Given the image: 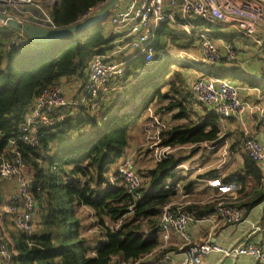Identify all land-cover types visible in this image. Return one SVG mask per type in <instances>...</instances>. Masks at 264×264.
I'll use <instances>...</instances> for the list:
<instances>
[{"label": "trees", "instance_id": "trees-1", "mask_svg": "<svg viewBox=\"0 0 264 264\" xmlns=\"http://www.w3.org/2000/svg\"><path fill=\"white\" fill-rule=\"evenodd\" d=\"M105 3L106 0H59L52 17L58 28L69 27L85 21L84 15L91 11L95 14ZM111 17L112 13L92 27L44 45L32 43L28 38L24 43L19 32L7 26L0 29V152L11 139L20 136L26 115L46 89L74 81L79 84L74 96L78 103L59 110L65 117L63 121L40 130L38 146L18 144L39 187L36 216L40 218L41 228L29 236L12 223L18 232L12 245L16 253L13 264H119V261L131 264L151 254L162 257L173 251V247L160 249L161 214L178 196L175 171L187 157L171 155L156 161L144 175L145 180L140 175L146 187L141 186L137 196L124 185L109 189L103 185L117 175L118 167L113 169V166L127 154L131 128L152 104L169 100L164 108L167 112L176 110L174 119H189L186 96H172L185 90L188 79L179 73L173 81L147 76L140 80V72L147 64L142 56H137L127 59L123 74L111 80L106 91L100 90L96 99L90 94L84 95L91 62L114 48L116 35L107 36L105 28ZM179 33L187 46L196 41L182 29L163 23L155 40L156 55L169 46L170 39L180 41ZM212 37L233 42L235 34L218 31ZM225 63L210 65L212 69L218 68L219 77L247 81L245 71L234 65L224 66ZM164 85L169 88L166 93ZM94 100L96 107H93ZM220 120L215 112L206 110L194 126L165 128L163 144L194 148L204 143L217 146L224 138ZM240 140L232 146L233 152L238 147L243 149ZM242 156L243 174L233 180L224 178L223 182L238 186L242 201L236 206L246 216L264 201L263 174L248 154L244 152ZM249 184L252 193L248 192ZM193 187V182L187 183L182 191L190 194ZM145 188L148 190L143 192ZM83 208L93 212L101 231L100 240L94 246L83 235L79 217ZM216 211L217 201L183 207V212L196 219L207 218ZM3 213L13 222L7 210ZM119 222H122L120 229L112 231L110 226Z\"/></svg>", "mask_w": 264, "mask_h": 264}, {"label": "built area", "instance_id": "built-area-1", "mask_svg": "<svg viewBox=\"0 0 264 264\" xmlns=\"http://www.w3.org/2000/svg\"><path fill=\"white\" fill-rule=\"evenodd\" d=\"M0 12L21 22H31L51 29L58 28L51 13L36 0H0ZM91 13L92 11L83 18H87ZM110 13L111 24L117 32L113 42L114 48L110 53L97 56L91 62L90 80L83 90L84 95L90 94L93 99L97 98L100 90H107L106 86L111 80L123 74L127 59L142 56L147 65L155 62V40L157 31L163 23H169L196 38V47L201 53L202 63L223 65V62H226L224 66L239 64V45L227 40L216 44L217 39L212 37L210 30L214 26L229 29L235 35L249 40L264 57V0H119ZM199 20L209 28L199 30L197 24ZM6 26V23L0 20V29ZM19 35L26 43L27 37L22 32H19ZM128 51H133L129 58L126 57ZM182 56L186 57L189 63L192 62L189 60L190 57L195 58L188 51L182 52ZM191 89L198 101L215 112L221 120L242 121L247 115L259 116L264 132V108L244 100L241 97L239 83L232 78L219 77L213 72L205 73L191 83ZM74 96L68 98L63 85L46 89L26 115L20 136L11 139L7 148L0 152V178L9 183L12 181L14 188L6 210L12 215L15 227L29 236L34 234L32 229L38 210L36 191L39 187L35 184L34 171L24 159L18 144L38 146L41 139L40 130L63 121L65 117L59 110L77 104L78 99ZM96 106L97 102L94 100L93 107ZM165 128L164 122L153 115L145 120L143 126L145 139L152 143L150 148H155L156 161L170 157L171 153L179 148L163 144L162 134ZM242 147L261 169L263 174L261 187L264 189V143L247 135ZM142 183L141 176L135 170L134 159L127 153L118 165L117 175L111 176L103 186L109 189L114 185H124L133 196H137L136 191ZM209 185L218 191L217 211L213 215L221 218L227 225L242 222L245 212L236 206L242 201L241 196L236 195L238 186L233 183H222L219 179L209 181ZM182 194L183 197H190V194ZM192 203L190 201L180 205L170 203L163 208L161 250L171 247L175 238L179 244L177 249L187 253L191 262L193 261L192 264H195V258L212 253H220L226 257H251L258 264H264V245L250 240L228 248L209 242L194 244L188 229V223L194 217L183 212V207ZM121 225L122 222H119L110 226V229L117 231ZM15 254L12 245L0 236V264H13ZM167 254L162 257L151 254L131 264H170Z\"/></svg>", "mask_w": 264, "mask_h": 264}, {"label": "crops", "instance_id": "crops-1", "mask_svg": "<svg viewBox=\"0 0 264 264\" xmlns=\"http://www.w3.org/2000/svg\"><path fill=\"white\" fill-rule=\"evenodd\" d=\"M39 3H42L47 10H53L55 5L58 3L57 1L54 0H36ZM240 36H235L233 39V42L237 43L239 45V50L241 51L239 53V64L237 65L240 67L244 73L253 76L255 79L258 81H264V57L260 55V53L254 48V46L249 43L246 40H241L242 37ZM235 66V65H234ZM201 69V68H200ZM204 73H212V72H205L202 70V74ZM197 77L199 74L196 75ZM187 85L185 86V90L179 92L178 94H174L172 96L176 97H181V96H186L188 99V109H189V122H183L180 123V121H186V120H178L174 119V114L176 113V110L172 112H167L164 106L166 104H161L160 107L163 109L160 110L159 113V118L162 120H168L169 127L171 126H183V125H188L191 122L194 123L196 120V117H203L205 115L206 110L211 111L209 108L205 107L203 104H201L198 99L194 96L192 93L191 89V80L187 78ZM190 80V81H189ZM237 83H239L241 87V97L244 100H249L253 102L255 105L264 108V88H262L259 85L262 84H255L254 82L251 84H245L241 81H238V79H235ZM64 86V83H62ZM264 85V84H263ZM66 91V90H65ZM69 93V92H67ZM162 103V102H160ZM153 107V106H152ZM159 107V105H158ZM159 107V108H160ZM154 109V108H153ZM155 111V109H154ZM172 114V118L174 120L169 119L170 115ZM192 115H194L195 118H192ZM145 116H143L137 123H135L133 126V129L130 132V143L129 147L127 150V153L130 154L132 152V148L134 147V144H137V141L135 142V132L137 129H140L142 127L143 121H144ZM222 127L225 126V129L228 128V135L231 136H223V141L217 145V146H212L211 150H217V149H222L223 143H229L231 141V145L229 148L230 152V158L232 159V163H235V167L230 166L227 167L223 171H219V169H212L211 172H205L203 174H200L198 177V185H195L192 188V190L189 192L190 197L192 199V204L198 203V204H205L206 202L210 201V198L217 193V189L214 187H211L209 185V181L214 180V179H219L222 183L224 178L229 177V179L233 180L239 176V174H243V154L244 151L243 149L239 150L240 148H237V151L233 152L232 146L240 140V144L242 145L241 142H243L245 136L253 137L264 143V132L262 130V121L259 116H252V115H247L245 120L243 119L242 121L237 120V119H227V120H220ZM238 129V133L235 132V130ZM208 145V144H207ZM240 155V158L242 159V164L240 168V161L237 159ZM200 170H203V166H200ZM239 172V173H238ZM238 173V174H237ZM224 174V176H222ZM219 178H216L218 177ZM250 182V180H249ZM201 185V186H200ZM182 186L181 184H178L177 186V191L179 194L184 193L182 191ZM199 186V187H198ZM251 184L247 186V188L250 187ZM13 186L11 183L3 180L0 178V215H3L1 212L3 210H6V206L9 202L10 195L13 191ZM252 193V192H251ZM250 193V194H251ZM194 200V201H193ZM7 222L8 218L6 219ZM9 220L12 219L10 218ZM5 224L7 225V222L4 221ZM13 223V222H12ZM0 225H2V220L0 219ZM255 227L259 229H255ZM188 229L192 235L194 244L200 245L204 243H211V244H217L221 247L228 248V247H233L240 245L248 240L258 243L261 245H264V201L254 207L240 222L239 224L236 225H227L225 222L219 218L215 217L213 214L208 216L207 218L204 219V221H198L196 218L191 220L188 223ZM4 236V237H3ZM1 237L5 241H8L10 244H14V237L9 236L8 231L6 228H4V232L1 235ZM173 251L167 252L170 260V264H192L193 261L191 262L189 256L187 253H185L182 250L177 249L178 247V240L173 239ZM195 264H258L256 260H254L251 257H245V256H240V257H226L223 254L220 253H212L207 256H201L197 257L194 260ZM122 263L119 261V264Z\"/></svg>", "mask_w": 264, "mask_h": 264}, {"label": "rangeland", "instance_id": "rangeland-1", "mask_svg": "<svg viewBox=\"0 0 264 264\" xmlns=\"http://www.w3.org/2000/svg\"><path fill=\"white\" fill-rule=\"evenodd\" d=\"M48 11L52 15V11L51 10H48ZM97 11L98 10H96L95 14L97 13ZM95 14H93L92 12L87 18H83V20L88 19L94 16ZM105 28H106L107 36L117 33L115 31V27L111 24V22L107 23L105 25ZM198 28L199 30H206L207 28H209V26L205 24L204 22H202L199 24ZM210 30H211V33H216L218 31H221V32H224L225 34L226 33L235 34L231 32L229 29H219L216 26L211 27ZM170 40L171 41L168 43L169 46H167L161 53L156 55L155 62L153 64L147 65L144 69H142V71L140 72V77H139L140 80L147 76L148 78L155 77L159 81L160 80L165 81V79L169 81H173L177 78L176 74L181 73V74H184V77L186 76L187 78H189L191 80V81L189 80L190 82H193L196 78L202 76L201 75L202 70H204L205 72H213L214 74L218 73V68L212 69L210 64L201 62L202 57H201V53L199 49L196 47L197 45L196 41L191 42L190 45L187 46L188 44L186 45L182 43L184 41L183 35H181L180 41L177 40V42H173L174 39H170ZM223 40L224 38L220 37L219 40H216V44L222 43ZM241 40L244 41L246 39L242 37ZM246 41L251 43L249 40H246ZM184 51L191 52V54L195 57V58L193 57L189 58V60L192 61L191 63L187 61L186 57L182 56V52ZM240 52L241 51H238V55ZM132 54H133V51H128L126 53V57L129 58L132 56ZM196 58L200 60L197 61ZM200 68L202 70H200ZM197 74H199L198 77L196 76ZM244 75H245V78L247 79V81H244L245 84H251L253 82L256 85L264 84V81L260 82L251 75H248L246 73ZM225 78L231 79L230 76H226ZM78 85L79 84L76 81L72 83H64L63 87L66 90V96L68 98L77 94L76 89L78 88ZM168 89H169L168 85L167 86L164 85V93L168 92ZM168 103H169V100H166L162 103L157 102L155 104H152L144 115L145 118H144L142 127L140 129H137V131L135 132V142L137 141V144L136 145L134 144V147L132 148L133 150L132 152H130V155H132L134 159L136 172L139 175H141L143 178H144V175L146 176L148 174V171L151 168H153L154 165L156 164L155 148H150L152 143L150 141H147L143 134V126H144L145 120L149 119L150 115H153L159 118L158 112L163 109L162 107H160L161 104L167 105ZM158 105L160 108L158 107ZM153 108L155 109V111ZM192 118H195L194 115H192ZM169 119L174 120L172 118V114L170 115ZM198 119L199 117H196V120ZM184 120L186 121H182V122L180 121V123L187 122V121L189 122V119H184ZM162 121L164 122L165 127L168 128L169 127V125H167L168 120L166 121L162 120ZM195 124L196 123H190L189 125L194 126ZM133 127L131 128V130L133 129ZM228 131H229L228 128L225 129V126L222 127L223 136H226V137L231 136V135H228L229 134ZM235 132L238 133V129L235 130ZM230 145H231V141L229 143H223L221 150L220 149L211 150L212 148L211 145L203 144L195 148L193 146H182V147H179L177 150L173 151L171 155H177L178 157L180 156L187 157V160L184 161L183 164H181L175 171V175H176V179H178V183L181 185H185L187 183L195 182V185H198V177H200L199 176L200 174H203L208 171L211 172V170L215 168L219 169V171L223 173V171L227 169V167L230 166V164H231V167H235V163H232V159L230 158V152H229ZM237 159H239L240 161L239 166L241 168L242 159L240 158V155ZM118 165L119 163L114 165L113 169H116ZM200 166H203L202 171L200 170L201 168ZM222 176H224V174H222ZM172 181H173V178H170L169 182H172ZM10 183L11 185H13L12 181ZM143 185L144 187H146V184L143 183L142 186ZM147 190L148 189L145 188L143 192ZM248 192H251V188L248 190ZM182 195L183 194L178 193V196L175 197L171 203L174 205H180L183 203L185 204L189 201L192 202L191 197H183ZM236 195L238 197L241 196L240 194H238V189H237ZM216 200H218V192L215 193V195H213L210 198V201H216ZM38 211L39 210H37V213ZM1 213L3 215H0V219L2 220V225H0V236L3 234L4 228H6V230L8 231L9 236L10 235L11 237L17 236L18 232L15 229V227L12 225L11 220H9L10 218L5 217V214L3 212ZM79 217L82 219L83 235L89 240L92 246L96 245L97 241L100 240L99 238L101 237V231L97 223L98 222L97 218L94 216L91 210L86 209V208H83L79 212ZM128 217H131V216H128ZM7 218L9 222H7L6 220ZM4 221L7 222V225L5 224ZM40 228H41L40 218L36 216V219L33 223V229H32L33 233H37L40 230ZM101 241H104V238H102Z\"/></svg>", "mask_w": 264, "mask_h": 264}, {"label": "water", "instance_id": "water-1", "mask_svg": "<svg viewBox=\"0 0 264 264\" xmlns=\"http://www.w3.org/2000/svg\"><path fill=\"white\" fill-rule=\"evenodd\" d=\"M119 0H109L97 13L83 22L65 28L51 29L31 22H21L0 12V20L6 23L10 29L22 32L30 42L35 44H49L64 39L71 34L79 33L89 27L104 21L116 6ZM205 144V143H204ZM203 145V144H201ZM199 145V146H201Z\"/></svg>", "mask_w": 264, "mask_h": 264}]
</instances>
